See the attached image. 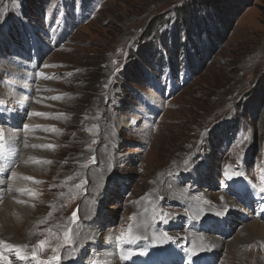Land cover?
I'll return each instance as SVG.
<instances>
[{
    "label": "rangeland",
    "instance_id": "1",
    "mask_svg": "<svg viewBox=\"0 0 264 264\" xmlns=\"http://www.w3.org/2000/svg\"><path fill=\"white\" fill-rule=\"evenodd\" d=\"M195 1L0 0V93L41 99L0 108V186L25 190L0 197V241L30 258L0 246L11 264H36L33 251L59 256L52 264H109L112 250L114 264H264V250L251 254L264 234L244 218L264 224V0H220L219 15ZM17 131L38 145L13 140ZM226 197L239 211L220 233ZM192 233L224 241L219 256L189 244ZM192 252L205 256L190 262ZM145 253L150 262H129Z\"/></svg>",
    "mask_w": 264,
    "mask_h": 264
},
{
    "label": "bare ground",
    "instance_id": "2",
    "mask_svg": "<svg viewBox=\"0 0 264 264\" xmlns=\"http://www.w3.org/2000/svg\"><path fill=\"white\" fill-rule=\"evenodd\" d=\"M165 52V51H164ZM32 68V67H31ZM20 76H21V74H20ZM8 97H11V103H13L14 102V106L15 107H20L22 110H26V109H28V104L27 103H30V104H34V101H41V99H33L32 97H31V99H29V97L27 96V97H25V96H23V97H21V96H8L6 93H4L3 94V92L2 93H0V108L3 106L4 107V104H5V102L7 101V99H8ZM155 99V98H154ZM40 102H38V104H39ZM7 106V105H6ZM34 106H36V105H34ZM14 107V108H15ZM3 111V110H2ZM6 111V110H5ZM9 111V110H8ZM19 111H20V109H19ZM8 113V112H7ZM14 114H15V112H12L11 114H10V116H11V118H12V120H14L15 119V116H14ZM24 118V117H23ZM8 119V118H7ZM153 133V132H152ZM18 138H23L25 141L24 142H26V141H28L27 143H29L30 144V146H32L31 148H35V145L37 144V141H36V139L35 138H33V137H31V136H28L27 134L25 135V134H23V133H20V131H17V132H15V134H13V140H15V141H18ZM33 140V141H32ZM38 145V144H37ZM11 146L12 147H16L17 148V146L16 145H14V144H11ZM18 149V148H17ZM12 152H14V151H12ZM19 152V151H18ZM33 153H35V152H33ZM16 155V154H15ZM29 155L30 154H28L27 155V157H24V158H26V160L27 161H34L33 159H35V160H39L37 157H35L34 156V154H31L30 155V157H29ZM190 164V163H189ZM30 168V167H29ZM8 169V168H7ZM7 169H5V170H3V172L2 173H0V177L1 176H4L5 177V174L7 173ZM206 174V173H205ZM206 178H207V176H206ZM20 180V179H19ZM229 182V181H228ZM245 182V181H244ZM4 183V182H3ZM8 183L9 182H7V183H4V185L3 186H0V197H2V199L3 200H7V202H8V199H10L9 198V196H10V194L11 193H17L18 191L20 192V190H22V185L20 184V182H16V185L14 186V185H10V187L8 186ZM1 184V183H0ZM232 184H234V183H232ZM240 184H243V183H240ZM240 184H238V185H240ZM240 186H242V187H240L239 188V191L240 192H242L243 194H241V196H243V197H246V193L244 192V188H243V185H240ZM20 187H21V189H20ZM237 187V186H236ZM235 188V187H234ZM233 188V189H234ZM3 194V195H2ZM207 194V193H206ZM2 195V196H1ZM9 195V196H8ZM182 196V195H181ZM205 196H207V195H205ZM210 196V195H209ZM212 197V196H211ZM15 198H17V197H15ZM195 198V197H194ZM14 199V198H13ZM201 199V198H200ZM225 199V198H224ZM226 201H221V200H217L216 202H218L219 204H220V207H221V209H222V211H223V216H225V217H223L222 218V221H224V222H222V223H220L219 221L221 220V218H219L220 220H218L217 222H219L220 224H218L217 222H215L218 226H220L221 228H219V231H220V233L221 232H225V233H227L228 231H227V229L226 228H222V226H227L226 225V222L228 221V222H230V221H232V218L235 216V214L239 211L238 210V208H239V206L234 202V200H232V199H229V198H227L226 197ZM191 200H193V199H191ZM195 200V199H194ZM198 200V199H197ZM206 200V199H205ZM204 201V200H203ZM206 201H208V200H206ZM212 203V202H211ZM19 204H21V203H19ZM190 204V203H189ZM193 205H195V206H197V207H199V206H201L202 204H200V202H198V204H193ZM1 207H3L4 209H7V211H8V204H6V203H4L3 204V206H1ZM187 207V206H186ZM203 208V207H202ZM39 209L41 210V211H43V210H45L43 207H39ZM88 214L90 213V212H92V210L90 211V209L88 208ZM201 211V210H200ZM215 211V210H214ZM201 213H203V212H201ZM103 212L102 211H95V212H93V217H92V219H97V218H101V220H102V217H103ZM246 216H244V218H245V220L247 221L246 222V225H247V227L249 226L250 227V229H251V231L253 232V233H259V234H264V224L262 223L261 224V222H259V221H256L253 217H251V216H249V215H247V214H245ZM200 217V216H199ZM212 217V216H211ZM201 218V217H200ZM29 219V218H28ZM91 219V220H92ZM204 220V219H203ZM23 222V225H24V223H26L28 226L29 225H31V224H29V223H31L29 220H26V218L25 219H23L22 220ZM207 220H204V223H202L203 224V227H206V226H209V225H207V224H210L209 222H206ZM253 221H255V222H253ZM17 222V221H16ZM91 222V221H90ZM190 222V221H189ZM252 222V223H251ZM135 223H140V222H135ZM142 223V222H141ZM250 223V224H249ZM142 224H144V226H145V224L146 223H142ZM144 226H140V228H141V230H140V232L142 233V232H144V229H142ZM197 226V225H196ZM211 226V225H210ZM246 227V226H245ZM2 227H1V224H0V229H1ZM209 228V227H208ZM16 229H22V226L20 225V226H18V225H16ZM137 230H134L133 232H135L136 233V231H138L139 229L138 228H136ZM204 229V228H203ZM226 229V230H225ZM34 230V229H33ZM33 230H31V231H33ZM224 230V231H223ZM90 232V234H89V236H88V239H89V241L90 242H92V244H93V246L96 244V242H97V234H94L92 231H89ZM144 233H146V236H150V235H152L150 232H144ZM31 234V233H30ZM132 234H134V233H132ZM132 236V235H131ZM44 239V238H43ZM150 239V238H149ZM190 239V240H189ZM188 239V241H190V243L189 244H191L193 247H195V249H196V247H199V246H207V245H210L208 242H207V240L204 238V235L203 236H201V235H196V234H193L192 233V236L190 237ZM192 239V240H191ZM221 239V238H220ZM258 240H260V242H262L263 244H264V238H257ZM45 240V239H44ZM128 240H132V241H134V238L133 237H130ZM212 242H213V240H212ZM155 245H158L159 246V243H154ZM224 244V241H220V240H216V242L213 244V246L212 245H210V246H212L213 248H215V249H213V250H211V251H209L210 253H211V256H212V258H216V257H218L219 256V253H220V251H222V245ZM13 245V244H12ZM150 245H152V242L150 243ZM15 246H17V244H15ZM264 246V245H263ZM19 247V246H18ZM95 247V246H94ZM151 247V246H150ZM208 247V246H207ZM234 249V247H229V250H230V252L233 254V252H232V250ZM173 250V249H172ZM263 250H264V248H262V247H257L255 250H253V252H251V254H255L256 256H258V257H260L261 255H262V253H263ZM159 251V250H158ZM13 252V251H12ZM143 252H146V250L145 251H143ZM15 253V252H14ZM120 253H122L121 254V256L125 259L126 257H127V254L126 255H124L123 254V252H121L120 251ZM134 253H137V254H140L141 253V250H135L134 251ZM118 254V252H116V253H114V251L112 250V251H110V255H108V258H110L111 260L109 261V264H114L115 262H116V259H117V255ZM146 254V253H145ZM39 255V254H38ZM169 255V254H168ZM175 255H176V257L177 258H180L179 256H177V254L175 253ZM198 255H200V256H205V255H203V254H201L200 252H197V253H194V252H192V254H189L187 257H190V262H197V261H200V259L202 260V258H200V257H198ZM15 256H16V253H15ZM128 256H129V262H132V261H134V260H144V261H147V262H150L149 261V259H150V255H148V254H146V255H142V256H140V255H130V254H128ZM173 256V255H172ZM195 256V257H194ZM40 257V256H39ZM69 257H70V259H69ZM233 257L234 258H236V255H234L233 254ZM67 260H69V261H71V259H72V256H70L69 254L67 255ZM104 258H105V256H104ZM30 259V258H29ZM158 260H159V258L157 257V256H153V259L151 260L152 262H153V264H155L156 262H158ZM24 261H27V260H24ZM63 261V260H62ZM27 263V262H26ZM122 263H123V260H122ZM25 264V263H24Z\"/></svg>",
    "mask_w": 264,
    "mask_h": 264
},
{
    "label": "snow or ice",
    "instance_id": "3",
    "mask_svg": "<svg viewBox=\"0 0 264 264\" xmlns=\"http://www.w3.org/2000/svg\"><path fill=\"white\" fill-rule=\"evenodd\" d=\"M41 75H43V74H41ZM45 78H47V77H45ZM32 115L45 116V114H43V113H32ZM45 118H51V117H46L45 116ZM24 127H25V130H27L28 126L25 125ZM52 131H57V130L55 128H53ZM47 147L50 148V149H54L53 145H47ZM4 159H6V152H5V145H4V133H3V129H0V160H4ZM92 159H93V161L95 160L94 157ZM34 162L35 163H51V161H40V160H35V159H34ZM229 168H230V166H229ZM224 175H225V177L228 180H232L234 176L235 177H239L241 175V173L238 170H236V171H225ZM25 179L33 180L34 183H40V181H35L32 177H25ZM261 179H262V181H264V174H262ZM77 187L78 188L82 187V184L81 185H77ZM20 191L23 192L25 190H20ZM261 191L264 192V188H261ZM30 195L35 196V193H30ZM18 202H22V201H18ZM132 219H135V218L133 217ZM77 221H78V216H77L76 212H74L73 215H72V222L76 223ZM71 235H72L71 234V230H68L64 234L65 240L66 241H70L71 240ZM131 235H132V229L129 228L128 229V236L131 237ZM48 243L49 242L46 241V240H41L39 242V244H38V247L41 248V249H45L46 246L48 245ZM0 246H3L4 248H7L8 250L15 252L16 253V257L18 259H21V260L29 259V257L24 254V250L21 247L14 246V245H9V244H7L4 241H0ZM53 251H58V249H53ZM31 259L36 261V264H52L53 260L58 262L60 260V257L59 256H55L51 260L45 262L43 260H40L39 257L36 255L35 251H33ZM0 264H11V261L7 260L4 257L2 252H0Z\"/></svg>",
    "mask_w": 264,
    "mask_h": 264
},
{
    "label": "trees",
    "instance_id": "4",
    "mask_svg": "<svg viewBox=\"0 0 264 264\" xmlns=\"http://www.w3.org/2000/svg\"><path fill=\"white\" fill-rule=\"evenodd\" d=\"M197 1L200 3L199 7H206L208 10H214V12L218 15L223 11L222 6L220 5L221 2L220 0H197Z\"/></svg>",
    "mask_w": 264,
    "mask_h": 264
}]
</instances>
